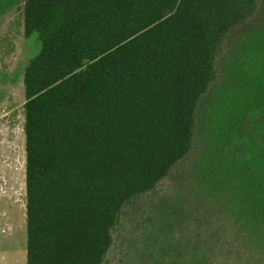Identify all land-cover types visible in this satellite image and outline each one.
Returning a JSON list of instances; mask_svg holds the SVG:
<instances>
[{
  "label": "trees",
  "instance_id": "16d2710c",
  "mask_svg": "<svg viewBox=\"0 0 264 264\" xmlns=\"http://www.w3.org/2000/svg\"><path fill=\"white\" fill-rule=\"evenodd\" d=\"M22 19L25 264H264V0Z\"/></svg>",
  "mask_w": 264,
  "mask_h": 264
},
{
  "label": "rangeland",
  "instance_id": "374dc122",
  "mask_svg": "<svg viewBox=\"0 0 264 264\" xmlns=\"http://www.w3.org/2000/svg\"><path fill=\"white\" fill-rule=\"evenodd\" d=\"M0 264H25L24 101L22 72L39 51L37 33L23 32L22 0H0ZM125 250L109 253L116 263Z\"/></svg>",
  "mask_w": 264,
  "mask_h": 264
}]
</instances>
